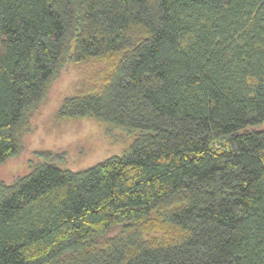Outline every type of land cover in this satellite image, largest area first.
<instances>
[{
  "label": "trees",
  "instance_id": "obj_1",
  "mask_svg": "<svg viewBox=\"0 0 264 264\" xmlns=\"http://www.w3.org/2000/svg\"><path fill=\"white\" fill-rule=\"evenodd\" d=\"M67 61L132 140L0 185V264H264V0H0V163Z\"/></svg>",
  "mask_w": 264,
  "mask_h": 264
},
{
  "label": "rangeland",
  "instance_id": "obj_2",
  "mask_svg": "<svg viewBox=\"0 0 264 264\" xmlns=\"http://www.w3.org/2000/svg\"><path fill=\"white\" fill-rule=\"evenodd\" d=\"M94 66L66 62L46 96L29 117L18 152L0 163V185L11 183L41 161H52L71 170L84 169L129 146L131 135L106 132L90 118H63L57 114L61 101L88 81ZM264 128V123L261 124Z\"/></svg>",
  "mask_w": 264,
  "mask_h": 264
}]
</instances>
